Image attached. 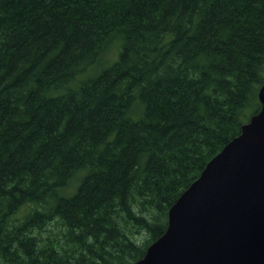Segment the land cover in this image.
Masks as SVG:
<instances>
[{
	"label": "trees",
	"instance_id": "16d2710c",
	"mask_svg": "<svg viewBox=\"0 0 264 264\" xmlns=\"http://www.w3.org/2000/svg\"><path fill=\"white\" fill-rule=\"evenodd\" d=\"M263 81L264 0H0V264H133Z\"/></svg>",
	"mask_w": 264,
	"mask_h": 264
},
{
	"label": "water",
	"instance_id": "95a60500",
	"mask_svg": "<svg viewBox=\"0 0 264 264\" xmlns=\"http://www.w3.org/2000/svg\"><path fill=\"white\" fill-rule=\"evenodd\" d=\"M260 109L179 195L133 264H264V81Z\"/></svg>",
	"mask_w": 264,
	"mask_h": 264
},
{
	"label": "rangeland",
	"instance_id": "374dc122",
	"mask_svg": "<svg viewBox=\"0 0 264 264\" xmlns=\"http://www.w3.org/2000/svg\"><path fill=\"white\" fill-rule=\"evenodd\" d=\"M71 187H72V186H71ZM71 187H70V188H71ZM72 188H74V187H72ZM137 239H138V240H141V239L144 240V239H145L144 234H143L142 236L138 237Z\"/></svg>",
	"mask_w": 264,
	"mask_h": 264
},
{
	"label": "bare ground",
	"instance_id": "6f19581e",
	"mask_svg": "<svg viewBox=\"0 0 264 264\" xmlns=\"http://www.w3.org/2000/svg\"><path fill=\"white\" fill-rule=\"evenodd\" d=\"M189 49V48H188ZM162 87V86H161Z\"/></svg>",
	"mask_w": 264,
	"mask_h": 264
}]
</instances>
